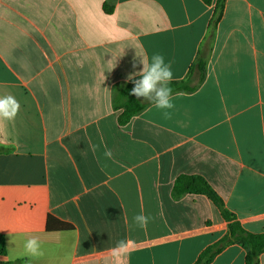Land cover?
<instances>
[{
	"label": "crops",
	"instance_id": "obj_1",
	"mask_svg": "<svg viewBox=\"0 0 264 264\" xmlns=\"http://www.w3.org/2000/svg\"><path fill=\"white\" fill-rule=\"evenodd\" d=\"M216 2L0 0V97L20 104L0 121V264H112L126 239L127 264H195L228 223L206 195L175 196L181 175L205 178L264 234V0H226L210 36ZM200 51L201 83L190 77ZM154 54L196 89L172 94L170 119L146 104L121 125L116 92ZM49 216L73 229L48 230ZM31 237L42 255L26 251ZM246 256L232 244L211 264Z\"/></svg>",
	"mask_w": 264,
	"mask_h": 264
},
{
	"label": "trees",
	"instance_id": "obj_2",
	"mask_svg": "<svg viewBox=\"0 0 264 264\" xmlns=\"http://www.w3.org/2000/svg\"><path fill=\"white\" fill-rule=\"evenodd\" d=\"M202 1L209 6L214 3V0ZM225 5L226 0H217L215 3L213 17L210 22V36L213 35L219 22L222 20ZM206 67L207 57L200 51L190 71V77L197 73L199 76V83H201L206 75ZM133 86L134 85H125L120 87L114 97V107L123 110L119 116V123L121 125L128 124L133 117L140 114L147 107L146 104L137 100L134 95H130ZM169 87L172 89V94L178 92H192L196 89V86L191 84L189 77L182 81H172ZM174 193L176 197H181L186 194L206 195L220 210L223 219L228 223V233L219 241L207 247L201 253L195 264H211L217 255L232 244H239L247 251V264H260V257L264 254V234L248 232L242 226L237 216L226 207L223 198L205 178L198 175H181L175 181ZM47 229L51 231H68L72 230L73 226L49 216ZM7 253L6 238L4 235L0 234V256H6ZM2 264H16V262H6Z\"/></svg>",
	"mask_w": 264,
	"mask_h": 264
},
{
	"label": "clouds",
	"instance_id": "obj_3",
	"mask_svg": "<svg viewBox=\"0 0 264 264\" xmlns=\"http://www.w3.org/2000/svg\"><path fill=\"white\" fill-rule=\"evenodd\" d=\"M140 63L143 67L140 71L130 73L127 77L128 81L133 83L130 95L137 98H145L157 109L163 111L165 119L171 118V113L167 110L173 109L172 89L169 87L173 79L171 63H165V59L160 54H154L151 62L144 57H140ZM136 64H133V68ZM140 77L136 79V77ZM20 110V104L12 95L0 97V121L14 120ZM95 151L96 146H91ZM104 155L108 159H112L113 153L110 149H105ZM134 223L141 229H146L150 217L143 213L133 217ZM26 251L32 256H39L43 253L40 248V241L37 237L29 238L24 245ZM137 250L136 242L130 239L120 240L115 247L109 250L112 264H127V259L133 251Z\"/></svg>",
	"mask_w": 264,
	"mask_h": 264
},
{
	"label": "water",
	"instance_id": "obj_4",
	"mask_svg": "<svg viewBox=\"0 0 264 264\" xmlns=\"http://www.w3.org/2000/svg\"><path fill=\"white\" fill-rule=\"evenodd\" d=\"M137 100L141 101L143 104H150L149 101H147L145 98L141 97V98H137L136 96H134Z\"/></svg>",
	"mask_w": 264,
	"mask_h": 264
}]
</instances>
